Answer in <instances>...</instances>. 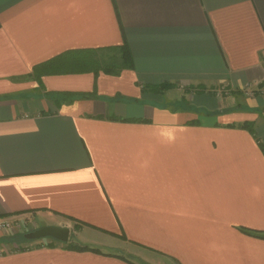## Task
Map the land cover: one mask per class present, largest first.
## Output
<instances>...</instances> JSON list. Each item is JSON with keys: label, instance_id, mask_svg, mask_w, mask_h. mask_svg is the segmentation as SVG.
Here are the masks:
<instances>
[{"label": "crops", "instance_id": "1", "mask_svg": "<svg viewBox=\"0 0 264 264\" xmlns=\"http://www.w3.org/2000/svg\"><path fill=\"white\" fill-rule=\"evenodd\" d=\"M262 82L264 0H0V264H264Z\"/></svg>", "mask_w": 264, "mask_h": 264}, {"label": "trees", "instance_id": "2", "mask_svg": "<svg viewBox=\"0 0 264 264\" xmlns=\"http://www.w3.org/2000/svg\"><path fill=\"white\" fill-rule=\"evenodd\" d=\"M124 48L121 49L123 67H130L131 58H130V55H129L128 51L126 50V48L125 49ZM62 57H64V54H63V56L62 55L58 56L56 58H53L52 60H49V61L39 65V66H36L33 69V73H35V74H54V73H60L61 74V73H65L66 74V73H71V72L81 73V72L92 71V70L97 69V67L96 68L94 67V61L91 60V58L88 60V62L83 63V64L75 63V65H74L75 68H74V66H72L71 68H68V67L63 68L61 66H56V62L58 63V60H62ZM58 58H61V59H58ZM61 68H63V69H61ZM170 86H171L170 84H163L159 88L163 89V88H168ZM243 128H247V126L243 125ZM259 148H260L261 152H263V154H264V147L262 144H259ZM123 238H125V237L123 236ZM86 249L87 248H84V247L79 248V250H86Z\"/></svg>", "mask_w": 264, "mask_h": 264}, {"label": "water", "instance_id": "3", "mask_svg": "<svg viewBox=\"0 0 264 264\" xmlns=\"http://www.w3.org/2000/svg\"><path fill=\"white\" fill-rule=\"evenodd\" d=\"M69 230L65 227L45 226L25 235L27 240L51 238L63 243L68 241Z\"/></svg>", "mask_w": 264, "mask_h": 264}, {"label": "rangeland", "instance_id": "4", "mask_svg": "<svg viewBox=\"0 0 264 264\" xmlns=\"http://www.w3.org/2000/svg\"><path fill=\"white\" fill-rule=\"evenodd\" d=\"M110 59H111L110 58V55H108V56H102L100 58L98 57V60H99L100 64H103V63H105L107 61H110ZM221 94H222V96H224V93H221ZM258 96H261V97L263 96L264 97V82L261 83V85L258 87V89H256V90H249L248 91L247 97H250V98L253 99V98H256ZM261 110L264 111V105H263V107H262ZM7 231H9V230H7Z\"/></svg>", "mask_w": 264, "mask_h": 264}, {"label": "built area", "instance_id": "5", "mask_svg": "<svg viewBox=\"0 0 264 264\" xmlns=\"http://www.w3.org/2000/svg\"><path fill=\"white\" fill-rule=\"evenodd\" d=\"M11 229V225L7 222L0 220V231Z\"/></svg>", "mask_w": 264, "mask_h": 264}]
</instances>
